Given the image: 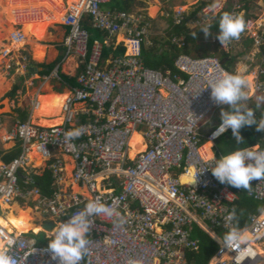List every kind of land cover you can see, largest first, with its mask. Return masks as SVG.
Returning a JSON list of instances; mask_svg holds the SVG:
<instances>
[{
    "label": "built area",
    "instance_id": "obj_1",
    "mask_svg": "<svg viewBox=\"0 0 264 264\" xmlns=\"http://www.w3.org/2000/svg\"><path fill=\"white\" fill-rule=\"evenodd\" d=\"M111 2L78 0L68 8L63 24L69 33L64 46L66 60L72 55L78 62L77 86L68 87L60 116L47 118H62L60 125L34 124L33 110L27 121L15 123L9 139L20 144L22 153L10 163L0 160V218L6 219L9 214L5 212L17 205L20 211L37 210L43 216L42 226L52 223L54 228L90 200L100 199L116 208L123 223L115 217H92L88 253L81 264H129L131 260L190 264L186 254L200 248L195 226L218 245L208 264H264L255 244L264 240V208L251 215L246 226L237 224V212L236 220L231 224L227 221L243 192L264 204V180H253L249 190H241L221 184L210 169L218 158L213 151L216 141L226 132L212 136L219 126L214 117L225 105L211 98L209 81L230 72L215 56L181 55L174 64L176 73L147 68L142 61V44L151 24L146 16L104 9ZM224 6L225 2L206 6L201 14L208 20L212 11L219 12ZM239 10L241 6L235 3L232 13L239 16ZM183 11L174 10L175 26L188 17ZM88 18L94 28L107 32L109 39L124 37L114 47H125L123 56L104 59V46L98 41L90 49V34L84 26ZM194 22L200 27L211 23ZM256 27L257 35L253 33ZM244 32L261 49L264 25L257 26L251 17L245 21ZM14 39L20 42L23 36L14 35ZM176 41L180 48L185 46L183 38ZM130 46L135 49L133 55L127 53ZM54 72L53 78L61 80L58 69ZM263 88L264 83H260L258 92ZM77 129L81 134L69 141L66 134ZM134 134L141 136L145 150L132 158ZM207 142L213 143L208 159L202 153ZM32 153L43 159L42 169L51 172L59 185L71 168V178L80 191L59 189L51 197L44 195L36 181L41 168L35 167ZM13 212L19 216L18 211ZM231 226L252 237L239 250L235 245L224 247L218 235ZM28 234L16 235L0 226V252L11 256L15 264H59L48 251L49 241L42 245ZM46 238L49 240L47 234Z\"/></svg>",
    "mask_w": 264,
    "mask_h": 264
},
{
    "label": "rangeland",
    "instance_id": "obj_2",
    "mask_svg": "<svg viewBox=\"0 0 264 264\" xmlns=\"http://www.w3.org/2000/svg\"><path fill=\"white\" fill-rule=\"evenodd\" d=\"M60 3L54 2V0L45 1L46 11L50 8H59L62 13L63 18H55L52 19L50 14H47V20L42 21L41 25H32L25 30L22 25H18V19L14 17L15 9L9 8H0V149L4 151H9L12 149L17 142L14 140H10L9 136L11 134V130L14 125L20 119L19 111H27L29 114L33 109V100L38 99L37 94L40 93V96H47L50 93H54L53 91H57V89L62 88L64 83L62 80L58 78H53L55 75V70L49 76L40 75L37 71L38 65H50L53 63L55 67H61L60 73L75 77L78 75V72H75V64L77 59L75 56H69L67 62H64L67 57L66 51H62L60 47L64 38L67 37L66 30L62 28V24L64 22V16L66 15L65 11L67 7H71L70 5L73 2H77L78 0H59ZM65 1V2H64ZM203 1H208L212 4L213 7H216L219 4L225 2V6L227 7L229 4L237 3L241 6L242 11H238L239 16L243 18L246 10L243 9L245 5L244 0H136V5L132 8L133 11L142 12L146 14V17L151 22V30L149 36L146 37V46H152L153 40L160 39L162 40L168 34L166 30L170 27V20L172 19V14L174 10L177 8V11L184 10L187 16L191 15L192 12L201 4ZM256 1V2H255ZM232 2V3H231ZM255 2V6L252 7L253 17L256 19L257 26L264 25V0H250L249 3ZM56 3V4H55ZM109 6H105L104 9ZM156 7L157 12L152 13V8ZM180 7V8H179ZM218 14L217 10L212 11V14L208 16L210 19L207 20V17L203 14L199 13L196 20L208 21L212 22L216 19ZM13 15V16H12ZM34 17V15H33ZM36 17H42V15H36ZM205 23V24H206ZM212 23H207L204 26H210ZM40 27V37L38 40L39 45L45 46L48 50L46 52L45 58L39 59L35 57V46L33 42H35V33L38 31L37 28ZM191 30L196 31L200 29V25L196 22L190 23L188 26ZM4 30V31H3ZM24 30V31H23ZM43 30V31H42ZM259 28L256 27L253 29V33L257 35ZM22 35L23 40L25 39L24 35H30L27 38H31L27 40L28 43L24 45L19 51L14 50V52H8L6 48H10L11 41H15L14 35ZM219 33L210 32L208 35H201L198 38L199 46L191 45L190 48L193 52V56L202 57L212 55L215 57H222V53H230L233 57L237 59L235 65L232 67L233 72L236 73L238 69H245V75L249 78L250 86L246 90L249 96V99L243 101L242 104L247 108L252 109L254 106H258L260 108V104L264 102V88L263 91L258 92V85L260 83H264V52L258 46L253 45L250 49L245 50L243 46V41L249 37L248 32H242L240 38L236 41H231L228 44L221 45L220 41L217 39ZM34 37V38H33ZM121 38V39H120ZM119 38V41H122V37ZM55 48V46H57ZM60 45V46H59ZM59 51V53L56 51ZM129 50V49H128ZM128 53V52H127ZM244 54L240 56L241 54ZM35 54V55H34ZM60 54V57H57ZM129 54V53H128ZM71 58L74 62L71 64ZM75 60H74V59ZM69 62V63H68ZM33 64V65H31ZM30 66L31 69H30ZM263 71V72H262ZM52 76V77H51ZM15 85H20L21 90L18 92L17 96L14 100L8 97V94L13 90ZM48 92H50L48 94ZM46 93V94H45ZM39 95V94H38ZM66 102V101H65ZM39 103V101H38ZM40 106V104H39ZM39 109V107L33 109L32 113V122L38 126L40 125V121L43 119L37 118L35 119V113ZM226 111V110H224ZM56 116V115H55ZM46 117L45 119H47ZM62 122V118H61ZM48 127V126H45ZM206 130V129H205ZM210 144V143H209ZM207 145V144H206ZM205 146V145H204ZM208 146V145H207ZM216 152L215 149H213ZM40 160H37L36 166L41 165ZM69 170V169H68ZM65 189L68 190L69 186L73 185L71 180V174H69L65 178ZM74 187V185H73ZM76 187V186H75ZM74 187V188H75ZM76 191L77 187L75 188ZM257 205H262L257 203ZM6 206V205H4ZM13 209V208H11ZM10 209V210H11ZM28 209V208H27ZM26 209V210H27ZM32 217L34 218L33 224L36 226L41 225V221L43 216L32 208ZM13 211V210H11ZM1 214V213H0ZM5 214H9L7 211ZM21 212L19 211V216L21 217ZM14 216V215H12ZM11 217V216H10ZM15 217V216H14ZM9 219V215L5 218H0V225L8 230L9 233H15L14 229L7 226L6 221ZM10 222H8L9 224ZM35 226L32 231L34 233H39L43 230L42 227L39 229ZM49 235V231H47ZM27 237L35 238L37 241L46 245L49 241L46 238L44 233H40L38 235L29 234ZM263 239L257 240L255 244L264 249Z\"/></svg>",
    "mask_w": 264,
    "mask_h": 264
},
{
    "label": "clouds",
    "instance_id": "obj_3",
    "mask_svg": "<svg viewBox=\"0 0 264 264\" xmlns=\"http://www.w3.org/2000/svg\"><path fill=\"white\" fill-rule=\"evenodd\" d=\"M210 6H212V4ZM221 11H219L218 14ZM240 11H242V9ZM245 16L246 13L242 18L230 12H224L221 15L218 24L219 34L217 36L221 45H225L233 40L239 39L241 33L245 30ZM194 20L195 19L191 20L189 24L193 23ZM62 25L64 26V24ZM210 26H203L200 30H202L205 35H208ZM64 27L67 29L68 34L69 29L66 26ZM218 58L221 60L220 57ZM64 62H66V60ZM221 62L223 61L221 60ZM222 65L224 66L223 63ZM57 69L60 76L61 67H57L54 70ZM249 86L250 81L245 75V69H238L234 74L225 72L221 78L209 81L208 87L211 89V98L217 104L225 105L224 107L229 106L228 111H224L222 109V111L220 110L221 123L218 124L219 126L212 133L213 138L219 137L231 129L233 137L239 145L244 143L240 132L244 126L255 125L258 131H264V120H261L258 123L254 111L242 104L243 101L249 99L246 91ZM34 107L35 103L33 105V109ZM80 134V130L77 129L69 131L66 134V137L70 141L79 137ZM210 169L214 178L221 184H227L241 190H249L252 185L250 183L251 181L264 180V149H260L256 146L237 148L236 150L224 154L219 158H214L213 166L210 167ZM198 173L200 172L195 174L193 183H195ZM100 215L108 218L115 217L120 224L123 223V220L120 219V214L116 208L106 204L100 199H94L87 202L82 210L71 215L66 222H60L56 225L51 231H49V235L47 234V230H45L41 224L40 226L43 228L41 232L45 235L47 234L49 237L48 251L51 253L52 259H58L59 264H81V261L88 253V245L90 243L88 234L93 223L92 217ZM234 220H236L235 210H233L227 217V221L230 224ZM41 232L34 234V232L31 231L29 233L38 235ZM247 243L248 238L245 236L243 230H241L238 226H231L229 231L226 232L223 237L224 247L227 248L231 245H235L239 250L241 245H246ZM0 264H15V260L8 254L0 252ZM129 264H140V262L131 260L129 261Z\"/></svg>",
    "mask_w": 264,
    "mask_h": 264
},
{
    "label": "trees",
    "instance_id": "obj_4",
    "mask_svg": "<svg viewBox=\"0 0 264 264\" xmlns=\"http://www.w3.org/2000/svg\"><path fill=\"white\" fill-rule=\"evenodd\" d=\"M135 0H112L111 3H109L106 6H109L108 9H118L119 11L127 12L129 13L134 5ZM250 0H244L245 5L243 6V9L246 10V16L244 21H246L248 18L253 16L252 7L255 6V2L249 3ZM232 3V2H231ZM211 4L207 1L201 2V4L195 9L194 12L189 17H186L183 23L179 26H175L173 24V20H170V27L168 28L167 35L162 40L156 39L153 40L152 46H146V42L142 44V61L144 65L153 70L158 71H166L171 70L173 72H178L175 68L174 64L175 61L181 56V55H190L193 56V52L190 48L191 45L199 46L198 38L203 35V31L200 29H197L196 31L191 30L188 27V24L191 20L196 19V16L206 7L210 6ZM233 3L229 4L227 7H225L216 17L214 23L210 26V31L214 33H219V20L221 15L224 12H230L232 13ZM105 7V6H104ZM146 20L149 21L146 17ZM150 22V21H149ZM151 23V22H150ZM84 26L88 30L90 34V43L89 47L90 49L93 47L94 43L96 41H99L104 46V59L109 58L111 55L115 56H123L126 52V48L123 46H119L118 48L114 49V47L110 44H106V39H108L107 32L100 31L96 28H94L91 25L90 19H86L84 21ZM183 38V41L185 43V46L182 48L179 47V42L176 40H180ZM240 38V37H239ZM236 41V40H233ZM253 40L250 38H246L243 41V46L245 47V50L250 49L253 46ZM262 50L264 52V45L262 46ZM221 60L224 62V68L230 72L233 73V66L235 65L237 59L233 57L230 53H222ZM244 55L243 53L240 55ZM196 57V56H195ZM33 65V64H31ZM32 67V66H30ZM38 67H43V71L41 72V75L43 76H49L52 71L56 68L54 64L50 65H42ZM60 77L62 80V83L64 85H67L69 87H76L77 86V77L67 76L62 73H60ZM21 90L20 85H15L13 90L8 94V97L12 100L17 96L18 92ZM222 110H229V106L224 107ZM221 110V111H222ZM252 110L255 113V117L257 122L264 120V102L260 104V108L258 106H254ZM221 111L215 115L214 121L216 122V125L221 123L220 120V113ZM20 114V121L25 122L28 120L29 113L27 111H19ZM241 136L243 137L244 143L243 144H237L235 141V138L233 137V134L231 132V129L222 135L217 141H216V155L217 157H221L224 154H227L231 151L236 150L237 148H244V147H254L257 145H262L264 147V131H258L256 129V126H244L241 130ZM22 153V148L20 144H17L13 149L8 151L7 153H2V160L5 163H10L16 158H18ZM37 185L41 188L42 192L46 196H53V192L51 189L52 186V177L50 172H46L42 177H36ZM240 200L237 202L236 206V212H237V224L239 226H246L249 222V217L255 213H257L258 209H263L264 204L257 205L258 202L254 201L252 198L248 197L245 192H243L240 196ZM261 204V203H259ZM218 235L220 237H224V234L221 233V231L218 232ZM194 237L199 239L200 241V248L198 252H188L187 253V259L189 263L193 264H208L209 261L212 259V257L216 254L218 250V245L215 243V241L209 237L205 232H203L201 229H199L197 226H195V234Z\"/></svg>",
    "mask_w": 264,
    "mask_h": 264
},
{
    "label": "bare ground",
    "instance_id": "obj_5",
    "mask_svg": "<svg viewBox=\"0 0 264 264\" xmlns=\"http://www.w3.org/2000/svg\"><path fill=\"white\" fill-rule=\"evenodd\" d=\"M45 1L46 0H0V8L3 7V8H9V9H12V8L15 9L14 17L18 19V25H22L25 30H28V28L32 25L39 26L38 24L41 25L42 21H46L48 17L47 14H50L52 19L63 18L62 17L63 12H61L59 8L49 7L45 11L44 8H46V5H47ZM54 2L60 3L59 0H54ZM76 3L77 2H73V4L70 6H74ZM68 8L69 7H67V10ZM67 10L65 11V13H67ZM156 12H157V8L156 7L152 8V13H156ZM36 15L37 16L42 15V17L38 19ZM40 29H41L40 27L37 28L38 31L35 33V40H34L35 42H33V44L35 46V54H36L35 57H38L39 59H43L45 58L47 48L45 46L37 44L39 39L38 40L36 39L40 37ZM28 36L30 35L25 34L24 35L25 39L20 42L13 41L12 43L11 41V45L9 46L10 48L9 49L6 48V50L8 52H12V51L14 52V50L19 51L20 48H22L24 45L28 43L27 40L32 39V37L27 38ZM128 53L129 55L135 54V49L132 46H130ZM49 93L50 92H48V94ZM67 97L68 95L66 93L65 94L50 93L47 96H43V97L39 96L37 101H39L40 106H39V109L35 113V119L37 118L43 119L42 121H40V125L52 127V126L61 124L60 118H56L54 120H48L45 118L46 117H59L62 107L64 106L65 101L67 100ZM206 144L202 148V153L204 154L205 158L208 159L212 157L211 148L213 146V143L207 142ZM130 146L133 148L130 152V156L132 158H134L138 153L145 150V146L142 145V138L141 136L137 134H134L131 140ZM32 156L34 157L35 155L32 153ZM37 160L38 161L40 160V162L43 163L42 158L39 157L37 158ZM37 166H40V165H37ZM7 208H8L7 206H4V209H7ZM31 214H32V210L28 208L27 210L24 211L23 217H22V214L20 218L9 215V219H7L6 224L8 227L14 229L15 232L19 235L28 234L31 231H35L33 229L36 226L33 224L34 218L32 217ZM8 222H10L9 223L10 226L8 225ZM36 227L39 229L42 226H36ZM245 236L248 238V241L252 239V237L248 233H245ZM2 246H3V242L0 239V249L2 248ZM256 249L258 253L262 256L263 255L262 253H264V249L257 245H256Z\"/></svg>",
    "mask_w": 264,
    "mask_h": 264
},
{
    "label": "crops",
    "instance_id": "obj_6",
    "mask_svg": "<svg viewBox=\"0 0 264 264\" xmlns=\"http://www.w3.org/2000/svg\"><path fill=\"white\" fill-rule=\"evenodd\" d=\"M65 2V1H64ZM136 3V0L134 1V5H133V7L136 5L135 4ZM132 7V8H133ZM106 9H108V8H106ZM129 13H134V14H139V15H142V16H146V14H143L142 12H136V11H133L132 9H131V11L129 12ZM41 17H39L38 19H40ZM62 28L64 29V30H66V33H67V29L62 25ZM120 37H122V41H119V38ZM64 40H65V38H64ZM64 40H63V42H62V45L60 46L61 48H62V51H66V48H65V46H64ZM124 41V37L122 36V35H119V36H117L116 38H114V39H106V42H107V44H111L113 47H117L121 42H123ZM99 42V41H98ZM58 47V45L57 46H55V48H57ZM56 51L59 53V51L56 49ZM46 52H48V50H46ZM58 56L57 57H60V54H57ZM110 57H117V56H115V55H111ZM74 59V58H73ZM68 60V59H67ZM67 60H66V62H67ZM75 60V59H74ZM71 64H72V62H74L73 60H72V58H71ZM69 63V62H68ZM51 64H53V63H51ZM39 66V65H38ZM37 66V67H38ZM75 72L77 71H79L80 72V70H79V68H78V62H76V64H75ZM30 69H31V67H30ZM44 69H43V67H38V69H37V71L40 73V75H41V72L43 71ZM78 72V73H79ZM68 90H69V88H68V86L67 85H62V88H60V89H57V91H53L55 94H67L68 95ZM39 94V93H38ZM37 94V96H38V98H39V96H40V94L38 95ZM38 99H34L33 100V105H34V103H37L38 101H37ZM33 110V109H32ZM16 146V145H15ZM14 146V147H15ZM13 147V148H14ZM12 148V149H13ZM11 150V149H10ZM9 150V151H10ZM8 151H4V150H1L0 149V160H2V153H7ZM34 154V153H33ZM31 157H32V160H34V165H35V167L36 168H41L40 169V171H39V175H40V172H41V175H40V177H42L47 171L46 170H44V169H42L43 168V166H44V161H43V163H42V165H40V166H36V163H37V158H39V157H37L36 155L33 157L32 156V154L30 155ZM67 160V162L69 163L70 161H69V159L68 158H66ZM69 169V170H68ZM67 169V173H66V176H65V178L67 177V175H68V172H69V174H71V168H68ZM51 173V172H50ZM51 177H52V186H51V189H52V192H53V195H54V193L55 192H57V191H59V189L62 191V192H72V193H77V192H79L80 191V189L79 188H77V189H79L78 191H76L75 190V188L77 187V185L73 182V179L71 178V180H72V183H73V185H74V187H73V185H71V186H69V189L68 190H64L63 191V189H65V184H64V182H65V178L60 182V185H59V182H58V180L57 179H55V177H54V175L51 173ZM60 187V188H59ZM13 209H11V210H16V211H20V210H18V207H17V205H15V206H13L12 207ZM21 213H22V217H23V214H24V211H20ZM13 211H11V212H9V215H13ZM18 215H19V213H18ZM9 225V224H8ZM1 226V225H0ZM10 226V225H9ZM262 245H264V241H263V243H262ZM263 255V258H264V253H262ZM187 255V254H186ZM189 262V261H188ZM190 264H193V263H190Z\"/></svg>",
    "mask_w": 264,
    "mask_h": 264
},
{
    "label": "water",
    "instance_id": "obj_7",
    "mask_svg": "<svg viewBox=\"0 0 264 264\" xmlns=\"http://www.w3.org/2000/svg\"><path fill=\"white\" fill-rule=\"evenodd\" d=\"M224 64V62H222ZM43 228L47 231H51L53 229V224L52 223H48V224H45L43 226Z\"/></svg>",
    "mask_w": 264,
    "mask_h": 264
},
{
    "label": "flooded vegetation",
    "instance_id": "obj_8",
    "mask_svg": "<svg viewBox=\"0 0 264 264\" xmlns=\"http://www.w3.org/2000/svg\"><path fill=\"white\" fill-rule=\"evenodd\" d=\"M69 87V86H68Z\"/></svg>",
    "mask_w": 264,
    "mask_h": 264
}]
</instances>
